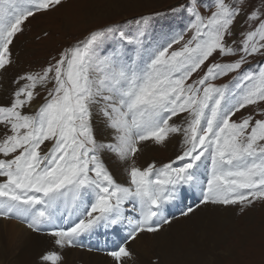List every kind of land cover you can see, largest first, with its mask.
I'll return each mask as SVG.
<instances>
[{"label": "snow or ice", "instance_id": "obj_1", "mask_svg": "<svg viewBox=\"0 0 264 264\" xmlns=\"http://www.w3.org/2000/svg\"><path fill=\"white\" fill-rule=\"evenodd\" d=\"M62 2L0 0V73L13 65L24 22ZM167 17L182 27L154 33L153 21ZM127 23L134 27L93 30L47 66L18 74L0 103V217L47 227L59 248L84 247L82 238L100 229L125 230L106 253L114 264H135L130 244L170 226L176 217L167 209L187 192H198V203L181 217L208 203L243 211L264 201V63L249 60L264 56V0H183ZM217 53L235 59L209 63ZM231 73L229 84L215 83ZM175 136L173 159L138 166L146 142ZM106 157L124 166L125 182ZM40 260L59 264L62 256Z\"/></svg>", "mask_w": 264, "mask_h": 264}, {"label": "rangeland", "instance_id": "obj_2", "mask_svg": "<svg viewBox=\"0 0 264 264\" xmlns=\"http://www.w3.org/2000/svg\"><path fill=\"white\" fill-rule=\"evenodd\" d=\"M182 2L183 0H63L62 4L54 10L37 13L24 22L23 31L17 35L11 46L14 61L11 67H19L18 73L21 74L27 70L41 69L52 62L53 58L58 59L59 54L65 48L83 40L93 30L113 24L121 25L125 30H129L134 26L129 25L128 21H133L141 15L165 12ZM242 21L243 17L237 21L235 32L242 30ZM170 25H175L179 30L182 22L172 17L157 19L153 21V32H158L162 27L167 29ZM187 38L188 36L185 37ZM174 47H179V45ZM231 59L235 57L221 58L217 53L210 58L209 63L226 62ZM249 60L250 65L254 67L264 63V56L257 55L250 57ZM250 65L245 64L243 68L247 69ZM198 75H203V71L194 74L193 79L198 78ZM234 75L236 74L231 73L221 77L215 83L229 84ZM44 95L46 92L42 91L37 101L42 102ZM252 111L253 109L248 107L233 119L239 120L241 116ZM95 125L97 124L94 122ZM168 142L164 145L149 142L152 146L150 150L153 151L151 159L157 165L167 163L179 152V146L169 147ZM138 161V166H141ZM113 174L117 175L118 182L122 180L119 173ZM124 178L126 179V175ZM187 193L193 196L192 206L195 207L199 193ZM194 199L197 200L196 203ZM190 200L189 195L185 196L183 207L190 205ZM220 206L221 208L209 206L206 215L200 214L199 208L202 206L188 217L182 218L180 213L175 214V212L170 214L176 217L174 222L155 235L146 234L143 238L138 237L137 241H134L135 246L137 244L136 250L148 258L156 259L147 252V244L155 242L156 239L165 242L164 237H169L179 242L177 247H165L164 264H188L185 262L186 259H192V264H264V201L255 202L245 207L243 211L240 205ZM9 219L15 220V217H9ZM98 233L100 239L108 243L115 238L119 240L122 229L117 228L107 234L104 229H100ZM84 245L83 250L89 252L91 245L85 243ZM62 250L63 248H59L61 253ZM0 264L11 263L0 261Z\"/></svg>", "mask_w": 264, "mask_h": 264}, {"label": "bare ground", "instance_id": "obj_3", "mask_svg": "<svg viewBox=\"0 0 264 264\" xmlns=\"http://www.w3.org/2000/svg\"><path fill=\"white\" fill-rule=\"evenodd\" d=\"M19 71V67H9L7 72L0 73V103L7 102L8 93L14 87L12 80L18 74H21L18 73ZM39 103L40 101H36L33 104L32 110H35ZM25 111H28V109ZM94 122L97 124L94 127L98 130H103V135L107 136L108 132L103 129L102 119L99 116H94ZM180 138V136L170 138L168 146L172 148H174L175 145L179 146ZM150 144L151 143L146 142L143 146L142 153L138 155L137 160H139L138 163L140 162L141 164L140 167H145L148 163L152 162L151 158L153 151L150 150L152 148ZM106 163L112 172L113 170L115 171L113 173H119L121 175L122 180L119 182L123 183L126 181L124 178L126 173L123 171L124 166L122 164L115 161L114 158L107 157ZM115 177H117V175ZM201 206L202 207L199 208V210H201V215L208 214L206 211L209 209V206L221 208L220 205L213 204ZM49 231L50 229L45 227L42 231L36 232L27 227L26 221L17 218L14 220L0 217V261L2 263L6 261L11 264H41L40 258L42 255L49 251H56L62 256V260L59 264H114L112 258L106 253L107 251L112 250L114 244L118 241L117 238L105 243L100 239V235L97 231L92 237L82 238V242L91 245L92 248L89 252L85 249L83 250L82 247H79L80 249L66 247L63 248V252L61 253L54 243V238L48 234ZM145 235L146 234L141 235V238ZM164 238L166 240L165 242L156 239L155 242H149L146 246L149 255L151 257H156V259L148 258L145 254L138 253L136 250L137 244L135 246V243L132 242L130 247L135 253V264H150V262L153 261H158V264H164L163 258L166 250L165 247H177L179 242L174 241L169 237ZM185 262L192 264L193 260L186 259Z\"/></svg>", "mask_w": 264, "mask_h": 264}]
</instances>
